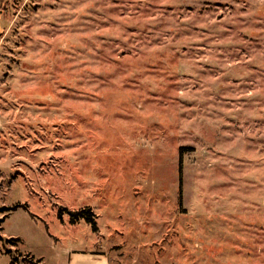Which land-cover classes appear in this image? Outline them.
Masks as SVG:
<instances>
[{
    "label": "rangeland",
    "instance_id": "1",
    "mask_svg": "<svg viewBox=\"0 0 264 264\" xmlns=\"http://www.w3.org/2000/svg\"><path fill=\"white\" fill-rule=\"evenodd\" d=\"M90 240L264 264V0H0V264Z\"/></svg>",
    "mask_w": 264,
    "mask_h": 264
},
{
    "label": "crops",
    "instance_id": "2",
    "mask_svg": "<svg viewBox=\"0 0 264 264\" xmlns=\"http://www.w3.org/2000/svg\"><path fill=\"white\" fill-rule=\"evenodd\" d=\"M77 245V244H75ZM132 247V246H131ZM148 245H139L136 250L142 251V249H146ZM128 249H125L124 246L117 244L114 240H107L106 243H99L97 240H90V246L87 247H79L74 250L66 249L64 252L67 254L66 264H121L123 260H129L132 262L143 261L150 262L151 260H155L149 257L139 258H130V252L124 254ZM138 251V253H139ZM127 258V259H126ZM157 260L152 261V264H159Z\"/></svg>",
    "mask_w": 264,
    "mask_h": 264
},
{
    "label": "trees",
    "instance_id": "3",
    "mask_svg": "<svg viewBox=\"0 0 264 264\" xmlns=\"http://www.w3.org/2000/svg\"><path fill=\"white\" fill-rule=\"evenodd\" d=\"M182 151H184L183 148H180L179 150V159H180L179 160V195H180V198L182 196V182H181V179H182ZM19 208L27 210L26 205H16L14 208L8 209V211L17 210ZM60 211H61L60 215L62 214V212L67 213V215L70 217L71 223H76L80 219H84L85 221H87L93 226L94 230H96L95 215L93 214L91 209L86 208V209L75 211V212L69 211L67 209H61Z\"/></svg>",
    "mask_w": 264,
    "mask_h": 264
}]
</instances>
